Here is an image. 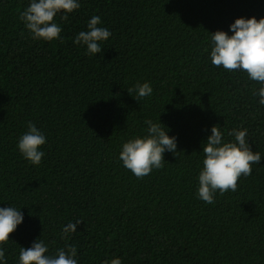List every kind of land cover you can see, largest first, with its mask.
I'll return each mask as SVG.
<instances>
[{"label":"trees","instance_id":"16d2710c","mask_svg":"<svg viewBox=\"0 0 264 264\" xmlns=\"http://www.w3.org/2000/svg\"><path fill=\"white\" fill-rule=\"evenodd\" d=\"M30 2L0 0V207L24 214L0 245L7 264L38 238L48 255L74 245L78 264H264L261 85L210 58L211 33L264 17V0H78L67 21L55 17L62 31L52 41L34 39L20 18ZM93 15L111 32L95 55L74 43ZM137 82L153 89L140 101L127 90ZM149 119L176 138L178 154L165 150L164 167L137 178L119 154ZM28 121L46 137L39 165L17 146ZM214 125L225 141L247 129L261 162L208 204L198 175Z\"/></svg>","mask_w":264,"mask_h":264},{"label":"clouds","instance_id":"9594fccd","mask_svg":"<svg viewBox=\"0 0 264 264\" xmlns=\"http://www.w3.org/2000/svg\"><path fill=\"white\" fill-rule=\"evenodd\" d=\"M81 7L78 0H31L20 18L30 30L34 39L52 41L59 39L62 28L55 22L58 13L61 19L68 20L67 13H72ZM101 17L93 15L87 23V30L80 31L75 44L87 47V53L95 55L102 52V41L108 40L111 32L106 27L98 26ZM231 35L223 30L211 33L212 48L211 63L215 67H223L226 71H243L249 80L261 85L254 89V95L259 97V103L264 105V17L257 19L239 17L230 25ZM129 94L140 101L153 92L148 82H137L127 89ZM146 135L128 139L122 144L119 159L123 166L137 178L149 175L155 169L164 167L165 150L177 153V141L169 136L161 124L146 120ZM28 131L19 138L18 149L30 163L39 165L45 155L40 147L46 143V137L32 121L27 122ZM234 137L225 141L224 134L217 125L211 129V135L203 142L202 168L198 175V198L205 203H214V195L228 191L235 192L240 178L252 174V165L261 162V154L253 151L246 139L247 129H232L228 133ZM24 220L20 208L14 206L0 207V245L6 244L17 226ZM69 221L61 230V236L68 239L70 233L77 231V224ZM42 221V220H41ZM49 249L45 242L38 238L31 247H21L19 264H78L77 248L67 245L59 248L54 255H48ZM0 261L7 264L5 250L0 247ZM103 264H122L120 258L105 260Z\"/></svg>","mask_w":264,"mask_h":264}]
</instances>
